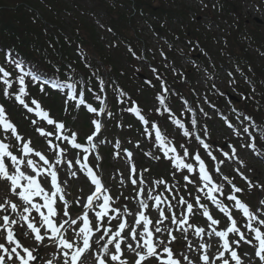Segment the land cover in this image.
Segmentation results:
<instances>
[{
    "label": "snow or ice",
    "instance_id": "obj_1",
    "mask_svg": "<svg viewBox=\"0 0 264 264\" xmlns=\"http://www.w3.org/2000/svg\"><path fill=\"white\" fill-rule=\"evenodd\" d=\"M5 58L6 62L14 65V67L20 70L23 74L16 77L18 88H14L13 82L9 79L11 74L5 69V67L0 66V80H2L5 85L3 88V95L8 98H11L14 95L15 100L27 109L29 113L35 112L36 116L45 120L47 124L55 125L57 133H62L65 125L50 118L49 113L42 110L40 104L35 99L31 101V104L35 105V108L30 107L29 104L25 102V96L28 95L25 87V77L30 76L33 81H40L42 85H48L54 90L64 92V90L67 89V99L65 100V104L69 101L75 100V106L77 108L81 105H85L83 89H81L79 93L80 98L77 99L75 94V83H62L56 79H42L39 75H36L31 71H25L22 62L11 56L9 53L5 54ZM153 71L155 70L153 69ZM101 85H103V81H101ZM9 89H13V91L10 92ZM41 91H44L43 86L41 87ZM89 91L91 90L89 89ZM101 91H103V86L101 87ZM164 91L166 92L167 89L165 88ZM97 99H99V97H97ZM157 99L161 105H164L165 101L162 95L158 96ZM101 104H103V101H101ZM86 108L89 113H97V109L91 105H86ZM65 110L67 111V109ZM129 111L133 112L143 123H149L145 117L140 114L138 108L131 107ZM157 111H159V109H157ZM164 111L170 110L165 108ZM98 114L99 113H97V115ZM245 119L247 120L250 118L245 117ZM32 123L35 124L36 121L33 120ZM173 123L179 128H184V125L179 120L173 119ZM192 123L195 125V120H193ZM92 124L95 126V131L87 137V147H84L77 142V134L75 132H71L67 136L57 135L56 137L58 140L62 139L67 141V143L71 144L73 149H82L83 158L82 160L77 159L75 163L79 165V171L83 172L91 181V184L95 186V190L87 197L86 202L83 204L84 211L82 215L78 217L82 223L77 229H74L76 237L74 241H70L64 235L68 226L77 225V219L70 218L68 211L69 203L65 199L64 188L61 186V181L58 177V166L65 162L68 165L70 176H76V171H72L73 162L71 160L62 159L65 150L59 149L56 152V159L53 164L41 152L35 151L30 147V141L22 143L21 152L24 159L14 155L10 150V145L0 142V180H6L8 182L9 192L16 196L21 202L20 204H17L5 197L4 203H0V213H4L3 215H0V221H2V223H0V233L4 234L5 241L4 243H0V264H11L13 261H15L16 264H35V262L38 261V249L45 246L44 241L46 239L58 249L59 256L63 257L62 264H82V257H84L86 253L92 251L94 246L99 248L98 252H93L97 264H107V260L104 258L106 256L114 262V264H128L127 260L121 258L123 256L121 244L127 240L128 237H131L132 241L135 243V247H133L132 244H128L129 251L134 252L137 257L135 264H142L143 261L153 257L157 259L159 264H180V261L174 258L173 250L169 247V245L175 240V237L172 234L173 230L161 227L168 217L165 215V211L160 205L166 204L169 212H172L174 205L167 200L163 193L153 195L154 188L148 190L146 200L139 199V197L144 194L145 181L142 173L137 178V170L131 161L132 153L127 149H125L124 152L128 158V163L131 165L129 179L138 189L136 197L140 211L133 214L129 211L127 206H125L122 214L119 209L111 207V204L113 203L111 196L102 184L100 177L88 164L89 156L87 153L95 149L96 145L92 143V141L101 129V124L98 120H92ZM228 126L230 128L232 127L231 124H228ZM150 127L155 132V142L157 143L159 150L163 152L164 158L170 160L171 164L177 170L187 169L189 173H192L194 170L193 165L191 163H185L182 157L176 155V149L171 146L170 141L166 140V137L162 134L159 127L155 123H152ZM0 130L5 132L10 131L11 135L15 137L17 141H22L23 139L18 134L15 125L8 119L5 108L2 105H0ZM36 131L39 132L41 136L52 135V133H45L41 128H37ZM145 131H147V129ZM243 131L247 133L249 129L244 127ZM184 135L187 136L189 133L185 131ZM48 143L50 147L59 148L58 145H52L51 141ZM200 143L206 150L209 148V145L205 144L203 140H201ZM248 146L254 147V145ZM116 147L119 148V142H117ZM181 147H183V145H181ZM229 147L231 148L232 146L229 145ZM170 153L172 155H169ZM232 153L235 154V148H232ZM31 155L38 157L39 160L43 162V165L28 158ZM115 155H119V153H115ZM145 155L151 154L145 153ZM208 155L211 156L213 160H216V157L212 156L211 151H208ZM224 155L227 157L229 154L224 153ZM184 156H189L187 149L184 150ZM153 158L157 160L160 159L159 156H154ZM99 159L100 157L97 156V160ZM192 159L198 163L199 179L203 183L204 188L207 189L204 191V189L198 186L197 192H203L204 198L210 201L220 212H222L229 221L225 229L217 230L214 226L218 225L220 221L211 216L209 208L201 203V197L199 195L195 197V207L202 210L203 216L210 222L208 227L211 231L208 232V235L210 237L214 235L219 238V241H221L220 249H222L216 253L214 259H210L207 255V250L210 246L201 243L200 249L205 250V254L200 257L203 264H216V261H219L220 264H243L237 251L241 246V242L254 248L255 257L259 260L260 264H264V219L260 218L261 215H264V210L258 208L256 212L251 211L249 207L235 195V193L241 192L242 189L233 185L232 181L228 180V177H224V179L228 180V183L232 185V193L227 196V199L229 201H234L233 207L241 212L242 216L247 221L243 225V227L247 229V234L241 231V228L237 226V221L231 215L228 207L215 195V193L223 195V185H218L213 182V179L209 175L205 163L199 154L192 157ZM22 163L31 171L25 172L22 170L20 167ZM219 163H222V161L217 164V172H219ZM10 168L12 169L11 171ZM143 171L146 172L148 169H144ZM49 178L50 190H46L42 186V181ZM242 178L247 180L246 177L242 176ZM184 180L189 184L194 183V181L190 180L188 176H184ZM153 183L155 186L165 185V191H172V188H170L167 185V182L163 179L156 180ZM252 186L251 182H249V188ZM36 198H39V200ZM57 199L64 206V218H61L59 223L55 219L59 215L56 207ZM173 199H175V196H173ZM147 200H153L155 203L152 207L156 208L159 212L160 218L155 222L154 227H150L153 222L144 214V209L149 207ZM40 201H42V203ZM76 203H80L79 199H77ZM176 203L181 206L186 205V208H182L180 217H177L176 214L172 212L171 223L176 225L175 230L183 231L185 233V239H187L186 234L190 228L194 229V235L202 237L205 229L196 227L188 222L189 216L195 214L194 205L185 200L183 196H180ZM259 203L264 205V199L260 200ZM96 209L99 210L97 211ZM90 212H94L96 220L95 227H93L90 222ZM33 213L35 215H33ZM109 213H115V215L112 216L109 215ZM257 213H260V215ZM122 215H135L134 224H128L127 220L122 218ZM13 216L15 218H13ZM37 216L39 217L38 220ZM106 217L109 224H111L112 220L119 221L118 225L115 226V230H113L112 227L103 224ZM17 228L20 229L25 238L34 240L37 247L29 248L25 246L17 233ZM126 229H131L130 232H128V236H122V233H124ZM96 232H102V235L94 240L93 236ZM156 233L162 235L166 234L168 236V242L165 243L164 240L156 237ZM230 234H234L239 238L230 242ZM101 241L104 242L101 243ZM233 245H235V247H233ZM110 246L114 247V252L111 251ZM188 247L191 249L190 242ZM245 255L248 254L246 253ZM184 259L188 260V264H192V261L189 260L186 255L184 256ZM46 264H53V262L49 260Z\"/></svg>",
    "mask_w": 264,
    "mask_h": 264
},
{
    "label": "rangeland",
    "instance_id": "obj_2",
    "mask_svg": "<svg viewBox=\"0 0 264 264\" xmlns=\"http://www.w3.org/2000/svg\"><path fill=\"white\" fill-rule=\"evenodd\" d=\"M103 1H105L106 3L110 2V0L108 2L107 0H103ZM223 1L224 0H221L222 4H223ZM226 1H230V2L235 1L240 7L241 14L249 17V20L251 22H253V19L261 22V24H258L259 29L261 31H264V26H263L264 6L261 0H254L255 2H257L256 4L258 7H254L251 0H226ZM218 2L219 0H213L212 3H211V0H174V3L176 5L184 6L186 8L187 13L190 15V16L181 15V17L184 19V22L182 23L183 25H186V29L178 31L180 34H177V36L180 37L181 35L186 34L187 30L190 29L194 31L195 33H197L199 36L202 35L200 36L202 38H206V36H211L212 39H216L218 42L220 40L224 42L225 41L223 40L224 31L228 30L230 26L224 25L223 22L219 18L216 19V22L219 25H221L222 29H218V26H215V23L209 19H202V22L201 21H199L198 23L196 22L198 20V17H197L198 15L200 14L202 15L204 14V12L205 13L209 12L211 9L215 10V8H218L214 6V4L219 6ZM33 5L35 6V9L32 10L31 6ZM216 11L217 10H215V12ZM30 12H32L33 14L35 13L36 16H40L41 18L43 17L42 21L39 22L37 19L32 20L31 19L32 15L28 16V14H31ZM0 14H1L0 16L4 15L6 17V20H8L7 23H9L10 25H15V27L27 29V33H28L27 37L29 38V40H31V43L34 44L32 45L33 47H31L30 49L31 55H32L31 62L34 65H35V58H40V54L43 52L47 53L45 48L42 47V45L44 44L49 48V52L51 54L53 55L60 54V48L58 45L60 41L55 38L56 41H54V44H53V42H51L48 38L50 33H54L52 31H55L57 29L56 27H63V29H65V31L69 35H70V32H72V34H79L81 37H83L82 34H84L86 31V27H90L89 30H91L92 28L95 32L97 39H99V41L102 42V43H99L100 47L103 44L105 48L108 49L109 48L108 45L111 42L110 39L107 37L109 36L108 35L109 30L105 24V21L109 22V18H107L106 15H103L104 11L102 10V7L98 5L95 0H0ZM217 14L218 13H216V15ZM10 15H15L17 19L14 17L13 18L10 17ZM44 21H49L56 26L51 27V29H49L50 31L47 32L49 28V24L46 25ZM136 23H137L136 25L140 29L142 27H146V23H144V21L141 19H138ZM159 24H162V25L167 24L168 28H170V21L165 20L163 22H160ZM4 25L5 24H1L0 22V32L1 33H2ZM251 25L254 27V25L256 24L251 23ZM177 30L178 28L176 27L174 32ZM148 31L150 32V30ZM212 33H215L216 36H213ZM225 33H227V31ZM59 35L63 37V40L66 39V37L63 34H59ZM145 35H144V32L142 31L140 35L141 39L142 37L145 39L146 37H149L146 32H145ZM154 36L155 35H152V38H148L145 40L146 44H148L155 51L154 60L152 61L154 62L153 66L155 67V65H158L161 67L163 66V69L166 68L167 77L169 76L168 80L167 79L166 80L169 81L168 83H170V86L173 87L176 85H181L183 83V80L187 78V74L183 72L182 70L171 68V63L169 62L170 60H166L168 58L167 55L170 52V48H169L170 45H167L168 43L165 41V39L160 38L158 34L155 38ZM0 38H1V35H0ZM174 40L175 42L173 43V45L175 49L180 53L179 55H177L179 64L182 68L186 69V67L190 66V62L189 60H187V57L189 56V54L196 53L197 51L189 47L185 48L186 45L184 46L185 43L183 44L182 41H177L176 39ZM243 40L244 38L240 37V41L242 42ZM11 42H12V39L9 42H7V44L9 45ZM72 43L78 49H80V47H82V50L84 49V45L81 42L79 44L77 43V41H72ZM218 44L219 43L216 44L213 42V46L216 48H218ZM21 46L23 45H19V47ZM34 51L36 53H34ZM211 51L213 53V60H219L223 62L229 59V58H226L227 54L225 50L223 51L222 46L220 50H218L220 55H217L216 49L213 47L211 48ZM105 52H108V51L105 50ZM110 53L112 54L111 55L112 59L115 62H118L120 58L121 60L123 59L122 55H120V58H118L119 52L115 53L113 51H110ZM164 54H166V56ZM222 56L226 60H221ZM140 67L142 68L141 69L142 72L140 73H143V75H145V77L149 81H152L154 83L153 89L154 91H157L160 88V84H159L160 82H159L158 76H156V74L153 72V70L149 66L145 67L142 64L140 65ZM105 70L108 71V68H106ZM203 75L204 74L202 73V71H200L199 73H194L193 74L194 81L185 82L183 85H185L186 87L183 86L184 87L183 89L185 90V92H188L189 90L194 91L195 96L199 100L198 102H199V107L201 111L207 114V116L204 117V120L211 127V131H213L211 136L209 135L208 137L214 140L215 143H217V145L222 144L224 142L225 143L228 142L232 146L231 148L224 147L222 149L223 150L222 153H228L229 155L226 157L225 161H222V163H219L220 174L223 175L224 177L230 176V178L232 177L235 178L237 182L243 184L245 187H249V182H251V184L253 185L251 188H254V187L258 188V186L260 187L264 185V168H263L264 158L262 159V157H264V154H260L259 156L258 154H254L250 152L249 149L247 148V145H249V143L244 142L246 139L248 138L250 139V136H251L249 131L247 133L243 131L244 127H247L249 129L253 125L255 129H258L257 125L253 124V121L251 119L246 120L245 117L247 116H241L237 118L232 117L230 114V104L226 103V106H224L221 109V112H222L221 117L224 119V121L228 120L231 123V125H233V127L230 128L226 126L225 123L223 122V119L217 115L218 113H216V110L214 108H211L209 106V103H207V99H211L212 96L205 94V93L203 94V89L205 88V82L203 80ZM213 81L214 83H217V86L219 87L220 95L226 96V94L228 93V96L230 94L232 96L240 98L239 96L242 93L243 88L235 87L233 84H235L236 81H233L232 82L233 84L229 80L225 81V80H221V78H219V80L217 79ZM139 82H140L139 80H136L130 83L131 84L130 88L136 91L135 95L137 94L136 97L138 98V100L143 104V106L146 109L153 110L157 108V104L154 100L152 101L148 100V98L151 97L152 94H149L146 97H144L145 95L143 92L142 93L137 92L139 91L138 90ZM237 83L239 85H242L240 80H238ZM245 88L248 91L251 90L249 87H245ZM131 92L132 91H130V93ZM151 92H153V90ZM253 96L254 94L251 95V97ZM0 97H4L3 89H0ZM177 100H179L180 102V98H178ZM46 103L50 105V103L48 102ZM61 103H62V106H64V103L63 102ZM44 105L46 106L45 102H44ZM9 106H10V103L8 104V107ZM258 106L259 108H262V109L264 108V106L262 105L258 104ZM186 107L187 105L184 102H182L179 104L176 110L174 107H172V109L175 113L177 112L180 114L182 113V111H184ZM55 113H56L57 119H59L60 117L59 110L57 109ZM82 116H83L82 113H78V117H79L78 121L80 123H82L84 119L86 120V118ZM220 120H222V122H220ZM204 123L205 122L203 120L202 122L198 121L200 133H202L201 136H203V134L207 135V132L209 131L205 126H203ZM67 127L71 128L75 132H78L79 134L88 132L89 130L87 129L85 132L81 131L82 127L78 126V124H76L75 122H73L72 124L70 123L69 125H67ZM69 128L65 129L64 131L68 132L70 130ZM130 130L131 129H129L128 132H130ZM172 132L176 134L175 130H172ZM130 133L125 134L121 138L118 137L117 134H113V137L111 135V139H108L107 137L105 139L106 141L104 139L99 141V144L103 147V149L100 150L102 162L100 164V161H99L100 159L95 160V164L100 167V174L103 176L107 184L106 189L108 191V194L111 196L112 201H113V198L117 196L121 197L120 200L122 203L121 205H119L117 209H119L122 214H123V208L125 206H127L129 211L133 214L140 211L137 197H136V192L138 189L136 186H134L131 183V180L129 179L131 165L128 163V158L124 154V152L121 153V150L123 148H128L134 153V156L131 157V161H132V164L135 165V168L137 170V178L142 173L143 179L145 181V191H144V194L139 197V199L146 200L147 192L150 188L155 189L153 191V195H155L158 192V188H159V186H155L153 183L154 181L158 180L157 177L151 172L143 171L145 166L148 163L147 160H143V162L140 164L137 163V159L139 158L140 151H145L146 149V144H144L145 136L142 139H140L139 138L140 136L135 135L133 133L130 134ZM39 137H41L40 133L39 132L36 133V131L35 132L33 131V133L31 135H28V137L27 136L25 137L23 135L22 142L30 141V147H32L34 150L38 148V152H41L53 164L56 159L55 154L59 149L65 150L63 153L62 159L72 160L68 157V153H67L68 150L65 146V145H68L67 141H64V143L60 142L61 145H59V148L50 147L47 139H46L47 141L46 146H44V144H40V145L37 144L36 146H34L33 140ZM115 140H118L116 141V144L117 142H119V148L116 147V144L114 145L115 142L113 141ZM113 145H114V148H113ZM232 148H235V154L232 153ZM190 149L191 150H190L189 163L193 165L194 170L199 171L198 163L194 159H192V157L196 155L195 153L197 152V148L195 147V145L192 144ZM103 151H109V152L107 154H104ZM115 153H119V155H115ZM205 155H207V153H205ZM144 156H147V155H144ZM260 157H261V160L263 161L260 160ZM74 160H72V162ZM23 170L27 172L29 171V169L26 168V166L23 168ZM72 171H76L75 177L70 176L68 165L66 162L58 166V172L61 175L60 181H61L62 187L64 188L65 198L70 204V207L68 208L69 214L73 216V218L77 219V225L68 226L67 231L64 233V235L65 237H68L67 234L69 235L73 234V238L75 240L76 237H75L74 229H77L78 226L82 223V221H80L78 217H80L84 211L83 210V204H84L83 195L84 194L81 193V189L83 188L86 189L89 187H88L87 176L83 172L79 171V166L76 165L74 162H73ZM162 176H165V173ZM242 176L246 177L247 180L243 179ZM204 189L205 191L207 190L206 188ZM174 190H178L179 192H182L184 189L178 186ZM5 197H7L9 200L10 199L15 200V202L16 200H18L16 196L12 195L11 193L6 192L2 196L0 195V203H4ZM77 199H79L80 201L79 204L76 203ZM20 203L21 202L18 200V204ZM147 203L149 207L147 209H144V214L147 215L149 219L153 222L152 225H150V227H154L155 222L160 218L159 212L156 210V208L152 207V205L155 203L153 200H147ZM129 204H132V206H129ZM226 206L230 210V213L235 211V208L232 206L230 202L226 204ZM72 207L77 209L78 215L75 214V212L72 213V209H73ZM160 207L164 209L165 215L168 217V219L164 221V224L161 225V227L169 228L173 230L172 234L175 237V240L169 246H176V250H173L174 258L179 260L180 264H188V260L184 259L185 255L188 257L189 260L192 261V264H203V261H201L200 257L202 254H205V250L200 249L201 243H204L210 246L207 250V255L210 257V259H214L216 253L219 250H222L220 249L219 239L215 237L214 235L211 237L208 235V232L211 231V229H209L208 227L210 222L208 220L207 221L204 220L201 214L198 217V222L195 226L205 229L204 234L202 235V237H197L196 235H194V229H189L186 234L187 239H185V233L183 231L175 230L176 225L171 223V215H172V212H174L177 217H180L182 208H186V207L184 206L181 207V205H178L176 206L175 209H172V212L168 211V208L166 207L165 204H161ZM207 207L209 208V211H211L212 213L219 212V210L210 201L209 203H207ZM194 209L196 210L197 213L199 211H201L202 213V210H200L198 207H195V204H194ZM259 209L264 210V205H260ZM96 210L98 211L99 209H96ZM33 215L35 214L33 213ZM109 215L114 216L115 213H109ZM258 215H260V213H258ZM219 217L223 223L228 225L229 221L222 212H220ZM262 217H264V215H262ZM13 218L15 217L13 216ZM61 218H64L63 215L58 220L60 221ZM122 218L126 219L128 224H134L135 222V215H128V216L122 215ZM38 219L39 217L37 216V220ZM89 219H90L92 226L95 227L96 220H95L94 212L89 213ZM261 219H264V218H261ZM108 223L109 221L106 217L103 221V224L106 226V224ZM118 223H119L118 220L111 221L110 226L113 227V230H115V226L118 225ZM214 227H216L217 230L224 229V227L223 228H219L217 226H214ZM238 227L241 228V231L244 228L243 224H241V226H238ZM130 230L131 229H126L125 232L122 233V236H128V232H130ZM94 234H95V237L93 239L95 240L100 235H102V232H96ZM155 236L158 237L159 239L164 240L165 243L168 242V236L166 234L162 235L160 233H156ZM233 236L236 237L235 239L233 238V240H236L239 238L236 235H233ZM25 241L29 242L30 248L37 247L34 240L25 238ZM189 242L191 243V249L188 247ZM101 243H103V241H101ZM128 244H132L133 247H135V243L132 241L131 237H128V239L125 240L121 244V248L123 251V256L121 258L127 260L128 264H135L137 257L135 253L133 255L129 254L130 251L128 249ZM50 248H54V244H51V243L47 244L45 251L49 252ZM110 249L113 252L115 251L114 247L112 246H110ZM254 250L255 249L250 247L248 244H244V243L242 244L241 242V246L239 248V256L241 257L243 264H260L259 260L254 256L255 255ZM94 251L98 252L99 248L94 246L93 250L88 252V256L83 257L84 261H82V264H85V263L95 264L96 259L93 256ZM246 253L248 255H245ZM85 258L90 259V261L85 260ZM146 261L155 262L157 261V259L153 257V258H149ZM109 263L114 264V262H111L110 260L108 261V264ZM216 264H220V262L216 261Z\"/></svg>",
    "mask_w": 264,
    "mask_h": 264
},
{
    "label": "trees",
    "instance_id": "obj_3",
    "mask_svg": "<svg viewBox=\"0 0 264 264\" xmlns=\"http://www.w3.org/2000/svg\"><path fill=\"white\" fill-rule=\"evenodd\" d=\"M95 1L102 7L104 11L103 15L109 18V22L105 21L109 30V36L107 37L112 42L108 45V49H106L103 44L101 47L99 46V43L102 42L97 39L92 28L89 30L90 27H86L85 33L82 34L83 37L79 34H72V32H70L69 35L63 27H56L57 29L52 31L56 34L50 33L48 38L53 44L54 41H56L55 38L60 41L58 44L60 54H51L49 48L44 44L42 47L45 48L47 53L43 52L40 54V58H35V66L40 70L51 72L52 74L50 75L56 76L59 82L70 83V81H73L79 84L80 79L83 78L86 97L92 102H94L97 97L98 87L101 81H104L103 77L105 75H107L108 78V88L115 92L116 89L127 91V89L130 88V83L136 81V63L142 58V55L143 57L149 56L148 49L146 47L142 49L144 42L141 41L140 37L142 29L136 25L138 19H149L153 21L152 27L157 33L165 32V29L160 26V22L167 20L170 21L171 24L177 19L176 22L179 24V19H181V16L175 13V11L165 9L164 1L162 0H110L109 3L103 0ZM221 8L224 15L220 17V20L224 25L230 26V28L226 30L227 33L224 31L223 40L225 41L218 42L216 39H212L211 36H206L205 39L208 41L210 40L208 44L211 46H213V42L216 44L219 43L216 51L217 55H220L218 50L222 46L223 51L225 50L227 54L226 58L234 62L237 67H242L244 75L247 71H251L250 74H252V78L249 79V82L252 86L254 96L250 97L249 95H245L243 101H241V107L244 112L249 113V115L261 126V124H264V109L259 108L258 104L264 106V34L259 30V27H253L240 15L236 3L224 0ZM31 9H35V6H31ZM30 13L31 14H28V16L32 15V20L37 19L39 22L42 21L43 17L36 16V14L32 12ZM10 17L17 19L15 15H10ZM0 18L1 24H5L2 33L0 32V63L3 66L9 64L6 62V53H9L20 61H31L32 55L30 49L34 44H32L31 40L27 37V29L10 25L7 23L8 20H6L4 15L0 16ZM44 22L46 25L49 24L47 32L50 31L49 29H51V27L56 26L49 21ZM218 29H222L221 25L218 26ZM188 33L189 39L193 38L197 41H201V37L197 33L192 31H188ZM59 34H63L66 39L63 40V37ZM214 35L213 33V36ZM240 37L244 38L242 42L240 41ZM11 39L12 42L8 45L7 42ZM71 39L72 41H77L79 44L81 42L84 45V49L82 50V47L78 49L74 46ZM223 43L225 44L223 45ZM18 44L23 46L19 47ZM250 49H255L257 53L255 51L250 53ZM105 50L108 52H105ZM110 51L115 53L119 52L118 58L122 55L123 59L121 60L120 58L118 62H115L112 59ZM203 51L206 53L207 57H211L212 52L206 47V44L203 47ZM258 51L261 52L263 56H259ZM34 53L36 52L34 51ZM221 59L225 60L223 56ZM226 62H221V65L226 67L228 63ZM207 64H209V62H207ZM217 64L219 65L220 62H217ZM106 68H108V71L105 70ZM24 70L28 71V68L24 67ZM25 80L28 81L26 82L28 83L27 86L32 88L34 92L49 100H55L59 95L63 96V94H60L61 91L59 90L51 91L46 86H43L44 91H41L42 85H39L40 88H38V86H36V84H38L37 82L29 78H25ZM32 83L34 85H31ZM183 84L184 82L181 85L171 86L170 104H176V101L172 100L173 98L177 100L178 98H187V96L192 97L190 94L192 91L189 90L185 92L183 88L186 86ZM141 87L144 93H149L150 88L145 85L142 80ZM89 89L91 91H89ZM122 108L125 110L126 106L122 105ZM151 117L163 121V119L156 114L151 115ZM123 119L125 123H127V121L129 122L130 116L127 112L123 113ZM262 128H264V126H262Z\"/></svg>",
    "mask_w": 264,
    "mask_h": 264
}]
</instances>
